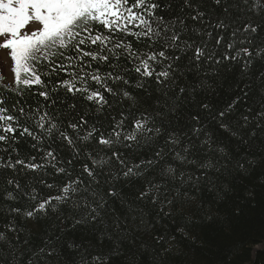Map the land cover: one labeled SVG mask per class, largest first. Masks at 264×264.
<instances>
[{"label":"snow or ice","instance_id":"6c2138e0","mask_svg":"<svg viewBox=\"0 0 264 264\" xmlns=\"http://www.w3.org/2000/svg\"><path fill=\"white\" fill-rule=\"evenodd\" d=\"M172 3L173 0H0V48L10 50L17 85L46 88L42 75H50L57 68H71L73 71L68 73L71 79L61 82L67 92L73 96L80 93L84 99L95 101L99 106L97 111L108 104L103 95L107 92L119 97L121 103L128 102L129 111L135 108L137 113L130 128L123 114L118 121L113 118L114 123L107 134L95 124L86 130L88 121L83 115L79 119L66 116L67 124L63 129L59 116L58 122H50L52 118L47 112L40 115L35 123L47 138L66 142L75 158L83 160L81 170L75 175L71 170L72 161H67V168L57 167V163L64 162L57 161L51 150L42 157L45 164L31 162L35 157L25 163L18 154L14 163L11 157L6 163H0V167L14 170L17 165H22L33 171L43 169L47 164L67 177L63 186L57 188V194L41 198L30 205L31 210L22 213L26 218H32L46 215L51 210L61 220V224L53 226L42 246L35 251L27 250L29 258L25 264H65L61 251L65 247L73 253L67 264H111L114 256L122 254L121 245L125 240L134 244L136 233L150 232L161 219L179 215L189 227L197 223L199 217L210 220L211 206L204 202L205 190L214 193V199L219 203L232 191L221 176L232 172L247 175L256 166V157L249 158L247 152L240 158L233 157L226 145L217 143L208 128L215 122L228 136L245 144L248 141L244 139V129L255 122L249 133L252 137L256 136L257 128L264 129V123H260L264 121V71L252 72L256 61H264V40L256 43L262 25L236 15L239 0H179L178 13L165 18L161 13L171 10ZM243 3L248 5L249 0H243ZM217 8L220 15H216ZM256 9H264L261 0H252L248 10ZM31 22H38L40 27L29 33L26 28ZM97 25L103 26L106 33ZM225 32H230L227 40ZM116 33L133 36L137 41L145 40L147 50L134 51L130 42L114 39ZM92 45L97 47L91 49ZM82 46H88L90 50L86 51ZM67 50L75 55L65 56ZM122 55L132 64L130 69L112 63L109 65L112 71L104 75L100 74L99 67L94 72L84 70L90 67L85 57L103 63L110 57L118 62ZM57 56L67 64H55L53 58ZM181 60L185 63L181 64ZM230 64L240 66L236 81L225 89L232 98L215 109L210 102H197V94L219 95L216 89L224 87L223 81L218 79L212 84L208 77L217 75L221 68ZM42 65H49L50 71L39 72L37 69ZM205 67L211 72L201 71ZM193 69L198 81L186 80L181 85L180 78ZM127 72L137 75L134 85L125 78L123 73ZM153 77L157 85L155 99H151L152 92L146 88ZM88 79L100 85L103 92L100 89L90 91ZM109 81L143 88L145 96H134L125 87L114 90ZM254 84L261 97L259 107L253 109L249 105L236 117L237 105L248 104ZM51 91L55 93L57 87ZM39 95L49 99L47 90ZM149 100V107L143 108ZM189 104L193 108L182 111ZM75 107V104L68 105L69 109ZM19 112L25 119L31 118L23 108ZM181 118L184 125L180 124ZM46 121L50 122L47 128ZM67 129L72 130L75 139ZM17 130L21 137L27 135L37 143L43 142V136L20 125L18 117L8 114L5 101L0 98V141H8V134H12L11 139L17 142ZM81 131L87 134L81 136ZM161 136L163 143L157 144ZM93 138L104 146L103 154L95 148L89 150L84 143ZM78 142L82 147H77ZM147 150H151V155H140L137 161L136 156ZM201 150L202 161L197 159ZM13 152H16L15 148ZM169 155L172 162L167 158ZM190 167L196 172L189 171ZM136 180L141 181V186L135 187L133 194L126 195L122 187L131 186ZM7 183L12 185L14 181ZM46 187L57 186L46 184ZM15 188L19 189L20 184L15 183ZM7 197L13 198L11 191ZM30 200H37L34 189ZM61 206L67 212H62ZM148 208L150 211L146 210ZM10 212L21 214V209L12 208ZM65 221L67 227L63 226ZM7 229L16 233L14 221ZM75 229L81 230V241L62 240L66 232ZM178 231L183 233L184 229ZM84 237H94L95 242L84 240ZM154 238L157 242L163 239L160 236ZM13 239L19 240V235L10 239L5 231H0V252L7 247L9 251L4 257L7 264H20L24 253L12 243ZM89 249L97 250L89 253ZM132 256L129 252L125 259L130 260Z\"/></svg>","mask_w":264,"mask_h":264},{"label":"trees","instance_id":"16d2710c","mask_svg":"<svg viewBox=\"0 0 264 264\" xmlns=\"http://www.w3.org/2000/svg\"><path fill=\"white\" fill-rule=\"evenodd\" d=\"M261 3L264 4V0H261ZM178 5L179 0H173L172 9L164 11L161 14L165 18H168L178 13ZM205 7H208V5H205ZM250 7H252V0H249L248 5H245L243 0H239V11L236 12V15L242 16L246 21L251 20L253 23H260L262 25L261 29L258 30V39L256 40V43L259 44L264 40V9L250 11L248 10ZM216 15H220L219 8L216 9ZM96 27L106 33L103 26L97 25ZM229 34L230 32H225V40L228 39ZM114 39L130 42L134 51L147 50V42L143 39L137 41L135 37L130 35L125 36L123 33H116ZM82 47H85L87 51L90 48L95 49L97 46L92 45L90 48L88 46ZM64 55H75V53L67 50L64 52ZM84 60L90 64V67H85V72H94L99 67L101 75L112 71L109 67L112 63H119V65L129 69L132 67V64L123 55L118 62L113 61L111 57L108 62L103 63L92 61L91 57H85ZM53 61L55 64H67V61L59 56L54 57ZM77 63L83 64L84 62L77 61ZM180 63L184 64L185 61L181 60ZM10 67L13 77L11 82L7 80L4 70L0 65V98L4 99L5 106L8 108V114L18 117L20 125L29 127L30 130L40 134L44 139L42 143H37V141H34L27 135L21 137L20 130H17L15 133L17 142H14L11 139L12 134H8L10 137L8 141H0V163H6L9 157H11L14 163L18 154V157L25 160V163H28L31 157H35L36 159L31 162L45 164L42 157L47 151L51 150L56 155L57 161L64 162L63 164L57 163V167L64 166L67 168V161H72L71 170L73 175H75L81 170L83 160L75 158L72 149L66 142L55 139V137L51 140L47 138L35 123L40 115L47 112L52 118L50 122H58L57 116H59L60 121H63V123H60L62 129L67 124L66 116L79 119V116L83 115L88 121V124L85 125L86 130L95 124L97 128L102 129L107 134L114 123L113 118L118 121L123 114L127 117L125 123L130 128L133 123V117L137 114L135 108L131 112L129 111L128 102L121 103L119 97H113L110 93L103 92V89H100V85L91 79H88L89 90L95 91L100 89L105 99L108 100V104L100 108L99 111H97L99 106L95 101L84 99L80 93L73 96L72 93L67 92L61 82L71 79V76L68 74L73 71L71 68L67 70L57 68L50 75H42L41 79L44 81V85H46L45 88L41 85H32L31 87L17 85L13 71L14 61ZM37 70L41 73L49 72L50 66L42 65ZM204 70L211 72V69L207 67L201 69V71ZM76 71L79 72V69L77 68ZM260 71H264V61L258 60L253 64L252 72L255 74ZM239 73L240 66L238 64H230L221 68L217 75H209L208 79L210 83L216 84L219 79L223 81L224 87L216 89L219 95L216 93L209 95L197 94V102H210L214 109L224 105L232 98L225 89L229 84L236 81ZM123 74L130 81V84L134 85L136 83L138 77L134 72ZM198 79L197 72L193 69L191 72H186L185 77L180 78L179 83L183 85L186 80L196 83ZM54 86L57 87L55 93L51 91ZM109 86L113 87L114 90L125 87L134 96H145V89L123 86L122 82L112 84L109 81ZM156 87L157 85L153 77L146 84V88L152 92L151 99H155L157 96ZM45 90L49 92V99L47 100L39 95L41 91ZM260 99V94L257 92L256 85L254 84L248 104L237 105L238 111L235 116L239 117L240 113L244 112V109L249 105L253 109H257ZM70 104H75V109H69L68 105ZM150 104L151 100L143 105V108H148ZM20 108H23L25 114L31 118L25 119L19 112ZM192 108L193 105L189 104L182 111H189ZM50 122L46 121L45 128L50 126ZM260 123H264V121H260ZM180 124L184 125L183 118H181ZM254 126L255 122L248 129L243 130L244 139L248 141L245 144L228 136L215 122L209 124L208 130L213 133L214 138L217 139V143L226 145L233 157L240 158L246 152L249 158L252 156L256 157V166L247 175L232 172L221 176V179L225 183H228L232 189V191L226 193V198L223 201L217 203L214 199V193H207L205 190L204 202L206 205L211 206L212 218L210 220L199 217L198 222L189 227L179 215L161 219L159 223L151 228L150 232L136 233L134 244H129L125 240L121 245L122 254L114 256L111 264H264V129L257 128L256 136L252 137L249 133ZM67 131L75 139L72 130L67 129ZM86 134V131H81L80 133L81 136ZM163 139L164 137L161 136L157 140V144H162ZM84 143L87 144L89 150L95 148L101 154L105 151L104 146L99 145L95 138L90 142ZM33 144H36V147H32ZM77 147H82V144L78 142ZM13 148L16 149V152H13ZM165 151L167 152V149ZM140 155L145 157L150 156L151 150L139 153L136 156L137 161ZM81 156H83L82 151ZM167 158L169 162H172L170 155ZM197 159L200 161L204 159L202 150L197 153ZM189 171L196 172V169L190 167ZM66 179L67 177L63 173H58L56 169L47 164L45 168L35 171L26 169L22 165H17L14 170L0 167V231H5L10 239L14 235H19V240L13 239L12 243L18 245L20 252L24 253L20 264H25L29 258L27 251L29 248L35 251L38 247L42 246L43 241L52 233L53 226L61 224V220L51 210L46 215L40 214L32 218H26L22 213L31 210L30 205L38 203L41 198L57 194V188L62 187ZM85 179H87L86 176ZM8 180H13L14 183L12 185L8 184ZM15 183L20 184L19 189L15 188ZM46 184H54L57 187L49 189L46 187ZM137 186H141V181H132L131 186H123L122 191L126 195H131ZM33 189L37 196L36 201L30 200V196L33 195ZM9 191L12 192V199L7 197ZM12 208H20L21 214L10 212ZM146 210L150 211V208ZM61 211L67 212V209L61 206ZM173 212L175 213V210ZM13 221L17 229L16 233L8 232L7 229V225ZM63 226L67 227L66 221L63 223ZM179 228H183L184 232L178 231ZM156 236L163 237V239L157 242L154 238ZM68 239L81 241V230L75 229L71 232H66L62 240ZM87 239H92L95 242L94 237H84V240ZM128 239H132V237ZM24 240H28V243L25 244ZM258 247L259 249H256ZM96 250L89 249L88 251L91 253ZM8 251L9 249L6 247L4 252H0V264H7V260L4 257ZM61 251L65 257V264H67V261L73 258V253L67 247L61 249ZM129 252H132L133 256L130 260H126L125 258L129 255Z\"/></svg>","mask_w":264,"mask_h":264},{"label":"rangeland","instance_id":"374dc122","mask_svg":"<svg viewBox=\"0 0 264 264\" xmlns=\"http://www.w3.org/2000/svg\"><path fill=\"white\" fill-rule=\"evenodd\" d=\"M39 27H40V25L38 22H31L27 26L26 31H28L30 33L31 31H33ZM12 64H13V60H12L11 55H10V50L0 48V65L3 68L5 76L9 82H11L13 80L12 73H11V67H10ZM256 249H259V247Z\"/></svg>","mask_w":264,"mask_h":264}]
</instances>
